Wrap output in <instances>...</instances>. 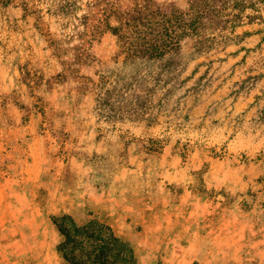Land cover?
I'll use <instances>...</instances> for the list:
<instances>
[{
	"label": "rangeland",
	"instance_id": "1",
	"mask_svg": "<svg viewBox=\"0 0 264 264\" xmlns=\"http://www.w3.org/2000/svg\"><path fill=\"white\" fill-rule=\"evenodd\" d=\"M104 5L0 0V264L85 261L99 241L65 215L137 264H264V4L158 60L119 53Z\"/></svg>",
	"mask_w": 264,
	"mask_h": 264
},
{
	"label": "trees",
	"instance_id": "2",
	"mask_svg": "<svg viewBox=\"0 0 264 264\" xmlns=\"http://www.w3.org/2000/svg\"><path fill=\"white\" fill-rule=\"evenodd\" d=\"M103 1L104 18L101 23L104 22L117 36L119 53L126 60H158L177 56L183 51V41L200 35L206 20L215 18L230 25L244 19L253 21L259 17L260 4H264V0H188L187 11L177 7L166 11L152 0H132L125 5L119 0ZM112 18L116 19L117 24L110 25ZM207 48L201 44L194 50L203 52ZM179 78L170 73H160L156 77L162 86L176 83L180 81ZM261 113L264 117V107ZM166 144L167 139L149 138V145L145 146L150 150H162ZM58 224L67 235L78 237L83 232L87 237L99 241L85 261L75 264H137L133 248L114 234L111 227L96 220L79 226L68 215L63 216ZM97 230L99 233L96 235Z\"/></svg>",
	"mask_w": 264,
	"mask_h": 264
}]
</instances>
